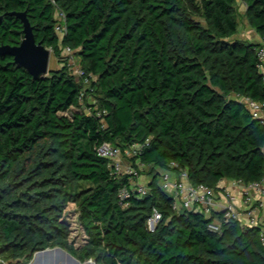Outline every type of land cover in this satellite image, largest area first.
Segmentation results:
<instances>
[{
	"label": "trees",
	"instance_id": "16d2710c",
	"mask_svg": "<svg viewBox=\"0 0 264 264\" xmlns=\"http://www.w3.org/2000/svg\"><path fill=\"white\" fill-rule=\"evenodd\" d=\"M242 1L264 41V0ZM14 11H26L37 41L64 64L35 79L0 54V264L54 245L96 264H264L258 227L228 220L213 231L221 212L177 209L160 184L162 170L181 168L215 189L264 178V124L240 99H264L260 41L236 37L237 0H0V45L24 37ZM65 46L94 76L82 99ZM105 141L139 145L130 159L151 175L146 194L119 196L131 178L98 154ZM70 203L86 236L78 246Z\"/></svg>",
	"mask_w": 264,
	"mask_h": 264
},
{
	"label": "built area",
	"instance_id": "2783aa9c",
	"mask_svg": "<svg viewBox=\"0 0 264 264\" xmlns=\"http://www.w3.org/2000/svg\"><path fill=\"white\" fill-rule=\"evenodd\" d=\"M56 29L61 36L67 32V16L63 9H56ZM259 45L256 47L258 57V68L262 74L264 83V41L259 40ZM63 57L74 73L79 78H84L85 88L81 92L80 98L85 96V89L90 86L94 76L86 75L81 67V58L76 54L75 50L70 46H65L62 52ZM79 56V59L77 57ZM253 117L261 120L264 124V99L258 100L250 96H241ZM98 109V106H96ZM102 110L98 109L97 114L101 115ZM139 145H133L125 151L109 141H105L97 147L98 154L109 159V164L116 174L129 173L130 185L121 187L119 196L123 199L129 198L132 195H144L150 187L148 182L138 180L141 175L139 170L132 164L131 157L136 153V148ZM125 157H128L129 162H125ZM176 165L172 162V166ZM145 166V165H142ZM220 183V182H219ZM160 184L168 192L174 196V207L194 209L205 213L208 217L216 212H221V217L214 216L208 226L211 230L220 232L223 221L238 220L243 224L256 226L259 229V239L264 247V223L261 222L257 215V209L264 205L261 198H257L253 191L264 193V178L253 182H245L241 178L231 179V184L220 186L215 189L205 183L193 184L188 178L186 169L181 168L179 172L172 169H164L160 174ZM237 187V188H236ZM222 191L226 196V200L220 210H216L217 197ZM162 213L158 209H154L153 213L147 219V226L153 230L160 221ZM2 264H19L4 261ZM23 264V263H20Z\"/></svg>",
	"mask_w": 264,
	"mask_h": 264
},
{
	"label": "water",
	"instance_id": "95a60500",
	"mask_svg": "<svg viewBox=\"0 0 264 264\" xmlns=\"http://www.w3.org/2000/svg\"><path fill=\"white\" fill-rule=\"evenodd\" d=\"M24 23V37L20 43L1 44L0 54H10L14 57L15 62L25 67L35 79L42 78L49 74L50 58L53 53L51 47L46 46L42 41H37L33 26L27 16L26 11H14ZM64 252L73 257L77 264L81 263V260L71 255L65 248L61 246L46 247L41 250H37L33 254V262L27 264H34L37 258H40L43 254H49L54 252ZM86 264H96L95 260L90 259Z\"/></svg>",
	"mask_w": 264,
	"mask_h": 264
},
{
	"label": "rangeland",
	"instance_id": "374dc122",
	"mask_svg": "<svg viewBox=\"0 0 264 264\" xmlns=\"http://www.w3.org/2000/svg\"><path fill=\"white\" fill-rule=\"evenodd\" d=\"M245 10H246V4L242 0H237V13H238V18H239L240 24H239V31H238L236 37H239L241 39L257 41V33H256L255 29L252 28V26L248 22V19L246 18V15H245ZM77 59H79V56L77 57ZM63 64L64 63L62 60H60V57H57L53 51L51 58H50V65H49L50 68L54 69L57 67H61V66H63ZM89 100H90V102H94L96 99L94 96H90ZM68 112H70V110ZM124 161L129 162L128 157H125ZM144 167L145 166H142V168H141L142 174L140 175V176L145 175L144 178L140 179V181H142V182H145L147 179H149L151 177V175L148 174V170L144 169ZM140 176L138 178H140ZM75 210H76L75 204L70 203L67 210H66V214H67L69 221L72 224L71 240L73 242H75V244L78 246V245H80L86 241V236H85L82 228L80 227V225L78 223ZM55 246H60V245H54V246H50V247H55ZM90 259H93V258H88V259L81 261V262H87ZM29 262H27V263H29ZM11 263H17V262H11ZM27 263H23V264H27Z\"/></svg>",
	"mask_w": 264,
	"mask_h": 264
},
{
	"label": "crops",
	"instance_id": "0c3cea01",
	"mask_svg": "<svg viewBox=\"0 0 264 264\" xmlns=\"http://www.w3.org/2000/svg\"><path fill=\"white\" fill-rule=\"evenodd\" d=\"M260 39H261V37L257 33V41H259ZM144 177H145V175H142V176H140V178H138V180H140ZM150 179H151V177L149 179H147L145 182L149 183ZM219 184H220V186L229 185V184H231V179H222ZM253 194L257 198H261L264 202V193L258 192V191H253ZM225 200H226V196L222 193V191H220V193L217 197V204H216L215 209L220 210L222 205L224 204ZM256 212H257V215H258L259 219L261 220V222L264 223V205L262 207H260L259 209H257ZM69 253L71 255H73L71 252H69ZM73 256L75 257V255H73ZM33 261H34V259L32 258L30 260V262H33ZM34 264H76V262L74 261V259L70 255L61 251V252L43 254L40 258L36 259V262ZM80 264H86V262H81Z\"/></svg>",
	"mask_w": 264,
	"mask_h": 264
},
{
	"label": "bare ground",
	"instance_id": "6f19581e",
	"mask_svg": "<svg viewBox=\"0 0 264 264\" xmlns=\"http://www.w3.org/2000/svg\"><path fill=\"white\" fill-rule=\"evenodd\" d=\"M73 258V257H72ZM74 259V258H73ZM74 261H75V259H74ZM76 262V261H75ZM77 264V263H76Z\"/></svg>",
	"mask_w": 264,
	"mask_h": 264
}]
</instances>
